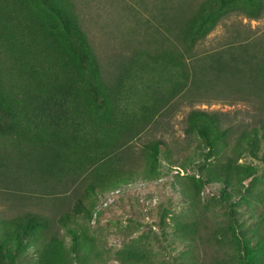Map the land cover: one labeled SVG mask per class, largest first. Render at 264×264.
I'll return each mask as SVG.
<instances>
[{"label": "trees", "instance_id": "1", "mask_svg": "<svg viewBox=\"0 0 264 264\" xmlns=\"http://www.w3.org/2000/svg\"><path fill=\"white\" fill-rule=\"evenodd\" d=\"M159 4L154 44L131 49L106 76L72 0H0V137L15 155L0 153V167L75 189L54 219L33 211L0 219V264H12L24 247L32 248V264H71V252L91 263L96 246L88 222L95 196L135 177L155 178L160 152L175 163L165 141L155 138L140 145L137 170L130 143L177 97L223 87L239 99L264 102V34L205 55L192 51L228 14L258 17L262 0ZM237 129L223 125L220 112L193 108L185 116L184 132L200 142L196 174L175 179L187 205L173 224L192 249L186 264H264V215L250 212L249 220L224 225L200 207L202 184L214 182L233 208L237 186L255 172L239 158H258L260 147L264 154V115ZM258 192L264 197V187ZM53 226L63 229L69 244ZM196 240L216 248L195 254ZM135 246L119 251V264H151Z\"/></svg>", "mask_w": 264, "mask_h": 264}, {"label": "rangeland", "instance_id": "2", "mask_svg": "<svg viewBox=\"0 0 264 264\" xmlns=\"http://www.w3.org/2000/svg\"><path fill=\"white\" fill-rule=\"evenodd\" d=\"M181 1L72 0L82 29L106 76L116 72L118 63L130 55L131 49L139 46L148 48L154 44V29L161 17L155 5L162 2L166 6L167 3L176 4ZM263 34L264 0L258 17L249 18L243 13L228 14L194 44L192 51L196 55H205L227 49L236 40L245 42L249 38L252 41ZM215 88L216 92L210 95H194L196 92L192 89L191 95L177 97L168 109L130 143L137 170L141 163L138 153L140 145L155 138L165 141L168 156L175 163L167 162L160 152L155 178L135 177L98 193L88 222L95 240L96 247L92 253L95 257L90 255L92 261L87 263L86 258L82 259L71 252V264H119L116 259L119 251L135 245L148 254L151 264H186L185 260L192 249L173 230V224L186 211L187 205L175 179L176 175L196 174L194 166L200 159L196 150L200 144L199 139L184 132L187 112L193 108L220 112L223 114V125H233L235 129L250 125L264 115V102L254 98L239 99L232 93L221 91L223 87ZM261 149L258 151L259 159L243 155L238 160L254 166L255 172L243 178L237 186L238 193L231 198L233 208H228L224 204L225 200L220 198L218 184H202L200 207L205 209V214L213 221L224 225L239 224L238 220L250 219V212L264 215V197L259 196L258 192L264 187V161L261 159L264 154L261 155ZM0 153L15 157L7 140L2 137ZM181 164L184 168L179 167ZM12 167L9 164L8 168ZM18 173L0 167V219L10 218L23 211L38 212L54 219L62 208L70 205L71 194L75 190L72 185L63 181L49 184L32 182L30 176ZM53 228L63 234L65 242L69 244V236L63 229L56 226ZM194 244V253L199 255H210L216 248L213 245H201L197 240ZM16 255L12 264H32L35 258L31 247H24Z\"/></svg>", "mask_w": 264, "mask_h": 264}]
</instances>
